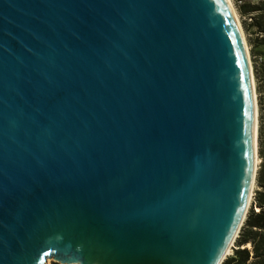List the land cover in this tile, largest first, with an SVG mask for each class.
Listing matches in <instances>:
<instances>
[{"label":"water","instance_id":"water-1","mask_svg":"<svg viewBox=\"0 0 264 264\" xmlns=\"http://www.w3.org/2000/svg\"><path fill=\"white\" fill-rule=\"evenodd\" d=\"M250 59L228 0H0V264H221Z\"/></svg>","mask_w":264,"mask_h":264},{"label":"trees","instance_id":"trees-1","mask_svg":"<svg viewBox=\"0 0 264 264\" xmlns=\"http://www.w3.org/2000/svg\"><path fill=\"white\" fill-rule=\"evenodd\" d=\"M242 17L249 16L251 22L245 24L247 30L254 29L256 37L251 41L253 55H262L259 64L255 58V75L259 99V154L260 167L257 173V185L254 203L259 210L252 208L236 238V247L231 256L221 264H264V0H236ZM256 56V57H257ZM252 244V249L242 245ZM54 264H60L54 262Z\"/></svg>","mask_w":264,"mask_h":264},{"label":"rangeland","instance_id":"rangeland-1","mask_svg":"<svg viewBox=\"0 0 264 264\" xmlns=\"http://www.w3.org/2000/svg\"><path fill=\"white\" fill-rule=\"evenodd\" d=\"M233 1V4H234V6H235V8H236V10H237V12H238V15H239V18H240V21H241V24H242V28H243V30H244V33H245V35H246V39H247V43H248V45H249V50H250V56H251V61H252V64H253V67H254V64H255V58H256V62L259 64L260 62H262L263 61V59L260 61L259 60V57H261L262 55H260V56H255V55H253V53H252V46H251V41L256 37V35H257V33H254V29H250V30H247L246 29V26H244L245 24H243V23H245V22H247V23H249V22H251V20H250V17L247 15V16H245V17H242L241 16V14H240V12H239V10H238V5H239V3L236 1V0H232ZM254 72H255V69H254ZM255 81H256V75H255ZM256 85H257V81H256ZM257 93H258V91H257ZM258 101H259V99H258ZM259 157H260V154H259ZM260 163H261V157H260V161H259V167H260ZM259 169V168H258ZM258 188V185H257V181H256V183H255V186H254V189H253V194H252V199H251V201H250V205H249V209H248V212L252 209V208H254V209H256V210H259L260 208L259 207H257L256 206V204L254 203V199H255V194H256V189ZM259 208V209H258ZM236 247H239L238 246V244L236 243V241H235V247H234V250H235V248ZM242 248H245V247H248L250 250L253 248L252 247V244H251V246H246V245H242L241 246ZM233 250V251H234ZM234 253V252H233ZM232 253V254H233ZM232 254H230V255H228V256H231ZM227 256V257H228ZM226 257V258H227ZM225 258V259H226ZM54 262H56L53 258H49L48 260H47V264H54Z\"/></svg>","mask_w":264,"mask_h":264},{"label":"bare ground","instance_id":"bare-ground-1","mask_svg":"<svg viewBox=\"0 0 264 264\" xmlns=\"http://www.w3.org/2000/svg\"><path fill=\"white\" fill-rule=\"evenodd\" d=\"M234 13H235V17L238 21V24H239V27H240V30L242 32V35L244 37V40H245V43H246V47L248 48V55L250 56V50H249V45L247 43V39H246V35L244 33V30L242 28V24H241V21H240V18H239V15H238V12L233 4V1L232 0H228ZM251 57V56H250ZM250 66H251V69H252V78H253V81H254V86H256V81H255V73H253V64H252V61L250 59ZM259 161H260V157L256 156V163L259 164ZM256 183V182H255ZM255 183L253 184V187H252V191H251V194H250V198H249V202H248V209H249V205H250V201L252 199V194H253V189H254V186H255ZM259 209V208H258ZM235 241L236 239H233L231 241V243L229 244V246L227 247L226 249V252H225V255L224 257L226 258L228 255L232 254L233 253V249L235 247ZM246 246H251V243H248ZM225 260V259H224Z\"/></svg>","mask_w":264,"mask_h":264},{"label":"built area","instance_id":"built-area-1","mask_svg":"<svg viewBox=\"0 0 264 264\" xmlns=\"http://www.w3.org/2000/svg\"><path fill=\"white\" fill-rule=\"evenodd\" d=\"M263 59V57L261 56V57H259V60L261 61Z\"/></svg>","mask_w":264,"mask_h":264}]
</instances>
